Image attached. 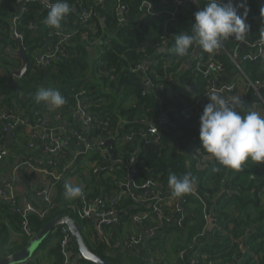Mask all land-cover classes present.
<instances>
[{"label": "trees", "instance_id": "16d2710c", "mask_svg": "<svg viewBox=\"0 0 264 264\" xmlns=\"http://www.w3.org/2000/svg\"><path fill=\"white\" fill-rule=\"evenodd\" d=\"M18 1L0 0V45H14L16 42L12 40L11 32L15 31L21 37L29 67L18 78L3 68L6 73L0 77V99L3 98L10 108L24 103L25 108L42 117L44 111L54 113L66 107L68 124L65 128L71 131L80 128L79 120L72 114L76 96L85 91L88 112L93 118L108 123V126L93 128V151L78 159L76 174L65 175L55 185L51 205L55 209L70 205L71 209L66 212L56 210L46 219L30 215L29 229L38 233L55 217L69 214L80 224L90 249L113 264H182L186 253L188 260H195L197 264H264V176L260 175L264 163L257 165L249 160L240 170L217 165L214 158L200 148V120L185 113L186 107L205 90L202 71L213 60L223 67L226 75L237 80L236 93L232 97L244 99L238 111L242 115L248 111L262 114L264 107L256 108L259 98L250 83L257 85L264 98V86H259L264 83V47L249 46L248 43L253 44L264 37L261 35L264 33V17H261L264 0H247L249 32L242 41L234 38L223 40L226 53L219 49V53L209 54L193 46L184 57H178L172 51L174 36L190 33L194 13L208 2H198V10L186 0L185 6L173 18L174 8L170 0H66L72 10L59 29H52L44 24L47 11L43 10L42 0L27 2L22 11ZM144 2L151 3V11L159 12L160 17L146 14L142 9ZM119 6L125 9L120 11ZM84 9L96 11L88 24L80 20ZM244 11V8L238 9V15L243 16ZM15 15L17 20L14 24ZM59 32L62 34L60 37L57 35ZM59 40L64 41L61 49L66 59L58 60L57 55L48 68H36L34 54L46 46L53 47ZM197 50L198 56H195ZM229 55L237 56L248 80L239 77ZM16 58L22 63L21 58ZM152 58L160 65H153L150 74L162 73L163 61L172 64L169 72L182 67L174 83L165 84L163 90L149 91L142 73H133L134 69ZM198 63L201 70L197 69ZM211 74L215 73L211 71ZM151 78L154 79L153 76ZM40 87L57 89L66 103L60 108H52L36 102L35 92ZM163 114L169 116L168 122L162 121ZM52 116L50 114V121L58 125ZM152 124L160 128L162 138L158 145L144 142L139 135ZM19 130L16 128L11 137L14 145L23 140ZM129 132L136 134V141L124 139ZM106 140H114L113 153L109 147L101 146ZM101 149H108V154L104 156ZM68 153L69 159L75 152ZM21 155L24 156L23 153ZM36 156H28L27 160L35 164ZM110 156L114 161L113 170L110 163L104 162ZM131 158H135L137 171L134 183L138 190L135 194L141 193L139 189L146 181H151V190L165 194L159 204L161 218L153 208H140L129 193L124 192L121 184L126 181L127 169L116 161L128 164ZM55 164L47 163V166L53 168ZM214 166L220 170L214 172ZM97 167L103 170L95 174L93 170ZM186 172H191L196 178L195 190L181 198L173 197L168 186L169 174ZM78 174L82 175L85 188L79 197L69 199L65 196L64 185L69 183V177ZM84 196L92 207L100 204V200H110L115 204L119 222L106 228L108 245L101 238L93 245L90 243L87 232L93 228L94 221L79 212L84 207ZM176 199L181 201L180 204ZM19 205L18 202L17 205L0 203L9 212L8 219L16 224L23 238H27L22 231V218L15 212ZM207 214L215 222L209 238L205 240L209 226ZM134 216H147V219L139 225L134 222ZM168 219L171 222H167ZM132 222L140 226L136 234L130 231ZM150 231H153L151 235L141 239ZM4 233L0 231V236ZM66 236L59 229L51 233L38 251L44 250L46 254L38 255L37 252L35 264H67L62 245ZM4 238L0 245V259L22 249L28 241L27 238L21 243H11L7 232ZM170 241L176 247L174 252L168 245ZM139 242H143V247ZM11 245L14 247L8 249ZM78 264L87 263L81 261Z\"/></svg>", "mask_w": 264, "mask_h": 264}, {"label": "built area", "instance_id": "2783aa9c", "mask_svg": "<svg viewBox=\"0 0 264 264\" xmlns=\"http://www.w3.org/2000/svg\"><path fill=\"white\" fill-rule=\"evenodd\" d=\"M32 0H19L18 3L21 5L22 3H27ZM173 4V12L172 17L175 18L178 11L181 10L185 6L186 0H170ZM189 2H192L199 10L198 2H209V0H188ZM46 2H52V0H42L43 5H46ZM227 2V0H225ZM153 8V5L149 2H144L142 9L145 10L146 14H149L153 17H160L159 12L151 11ZM125 9L124 6H119V10L122 11ZM96 15V11L93 9H84L81 12L80 20L84 24H88L89 20L92 18V16ZM17 20V16H14V24ZM14 35L16 38L21 40V37L14 31ZM57 35L60 37L62 34L61 32L57 33ZM64 41L59 40L58 43L54 44L53 47L46 46L42 50L37 51L34 54V65L36 68H48V65L52 62L54 58L58 55V60L61 58H65V52L61 49V46ZM249 46H258L259 48L264 47V37L261 38L259 41L251 44L248 43ZM199 48V47H197ZM220 50L223 53H226L223 46H221ZM165 49L162 50L164 52ZM103 53V52H102ZM219 53V51H218ZM196 54V53H195ZM264 55V53H263ZM195 56H198L195 55ZM230 59L236 66V70L238 71L239 77L248 80V76L242 71L240 68V63L237 61V56L234 58L230 56ZM247 59V58H243ZM159 66L160 62L157 61L155 58L148 59L142 66H138L136 69L133 70V73L141 72L144 77V82L146 84V87L149 91L153 90H163L165 89V84L170 85L173 84L176 80V76L181 72L182 67H180L176 71L169 72V70L172 67V64L167 61H163L162 63V73L151 72L152 66ZM197 69H200V63L197 64ZM211 71H213L215 74H211ZM203 78L206 84L205 90L199 95L198 97H195V101L191 104H189L186 109L185 113L190 118H197L200 120V116L202 114L204 106L209 102L207 99V96L210 92H218L220 95L225 97L226 99L232 98L233 94L236 93L237 88V80L235 78L226 75L223 71V67L221 65H218L213 60H210V62L206 65V69L202 71ZM237 75V76H238ZM153 76L154 79L151 78ZM248 83H250L248 81ZM252 89L254 90L255 94L259 98V102L256 104V108L264 107V98L262 97L259 88L257 85L251 84ZM86 92L80 91L78 95L75 98V105L73 109L72 117L74 119H78L80 122V128L74 129L71 131H66L62 128H54L49 130L47 133H42L40 136L35 138L37 141L43 140L46 148L45 152L46 154L51 158V163L58 162L61 165V170L54 172L53 169L49 168L47 166V162L44 159L36 158V161L38 165L33 164L32 162L25 161L23 163V166H26L28 168H31L37 173L45 174L50 179L51 182H53L51 186V190L48 191H38L37 196L39 198H44L43 202L45 205L42 207H38L32 204H27L24 207L19 206L15 207V212L22 218L21 227L22 230L26 233V236H29L30 238L33 236L34 232L29 229L28 226V217L30 215H36L40 217L41 219L48 218L49 215H51L52 211L53 214L56 212V210L65 211L70 210L71 206H66L65 208H59L55 209L53 205H51V196L53 194V190L55 188V185L57 182H59L65 175L73 176L76 174L78 164V158L82 156L88 155L90 152L93 151V142L91 141V133L95 126H108V123H104V121H101L98 118H93L91 114L88 112V103L86 102ZM241 100L244 102L243 97H241ZM264 114V110L262 112ZM261 114V115H262ZM263 116V115H262ZM34 118L36 119L37 126L43 127L47 124L45 120H43L42 115L39 113H34ZM62 123L63 128L68 124L67 120H60ZM162 121H169V116L167 114L162 115ZM25 125V122L23 118L18 117L17 110L15 108H10L6 104L2 106L0 109V130L4 134H9L10 131L11 137L16 130V128H19L20 126ZM140 137L144 140L146 143H152V144H160L162 135L160 133V128L156 124H152L146 131L139 132ZM124 139L126 141H136V134L129 132ZM79 146L80 152L76 153L75 155L71 156L68 159V148L74 145ZM31 149L34 148L33 144H30L29 146ZM108 149H101V153L106 156L108 154ZM2 153V150L0 149V155ZM41 159V160H40ZM67 160V161H63ZM105 163H110V167L113 170L112 163L114 162L110 156V158H105ZM135 158H131L129 163H123L121 161H116V164H122L127 169V177L125 183H122L121 186L124 189V192L129 193V197L135 202L140 208H153L155 214L161 218L162 217V211L159 206L161 201L164 200L165 194L158 190L155 192L154 190H151L152 183L151 181H146L143 183L139 189V195L135 194L138 188L136 187L134 183V179L136 176V168L134 166ZM101 170H103L100 167H97L93 170L95 174H98ZM130 183L134 184L135 191H131L129 186ZM149 196H152L153 198H149ZM103 201V200H102ZM100 204H97L95 206H91L90 203L87 202L86 197H83V204L84 207L79 212L81 213V216L90 218L94 221V225L97 222L96 225V231H97V237L102 239L103 243H107L109 240L106 237V228L112 225H117L119 222V215L115 210V204L113 202L107 201L102 202ZM175 200L172 199V202ZM176 201L180 204L181 201L179 199H176ZM17 196L14 192V187L11 184V182L6 183L5 187L0 189V203L3 204H9V205H17ZM92 213L94 214V218H92ZM65 214V213H64ZM206 218L208 219L209 225L211 224L214 226L215 220L211 219L209 214H207ZM147 219V216L143 217H136L134 216L133 220L134 222H137V224L142 225L144 220ZM167 222H171L170 219L167 220ZM61 231L65 233L67 236L65 240L63 241L62 245L65 247L69 243L70 239V233L65 228L62 227ZM153 231L147 232L146 234L151 235ZM69 233V234H68ZM144 237V236H143ZM67 264H70L67 262ZM166 264V263H164ZM182 264H197L195 260H190L188 262H183Z\"/></svg>", "mask_w": 264, "mask_h": 264}, {"label": "clouds", "instance_id": "9594fccd", "mask_svg": "<svg viewBox=\"0 0 264 264\" xmlns=\"http://www.w3.org/2000/svg\"><path fill=\"white\" fill-rule=\"evenodd\" d=\"M246 5L247 0H209L194 13L191 32L174 36L173 53L184 57L196 46L206 53L214 54L221 48L223 40L234 38L242 41L250 27L246 23ZM46 7L44 24L52 29H59L72 10L66 0L46 2ZM240 8L245 10L243 16L238 15ZM261 17H264V8L261 9ZM261 35L264 36V33ZM207 99L209 102L200 116V148L210 154L217 165L229 170H240L249 160L257 165L264 163V116L257 111L242 115L238 111L243 103L240 97L226 99L213 91ZM35 100L52 108H60L66 103L60 91L45 87L36 90ZM212 170L216 172L220 168L214 166ZM195 182L196 178L191 172L182 175L170 173L168 176L171 195L176 198L190 193ZM64 188L65 196L69 199L77 198L82 193L78 184L66 183Z\"/></svg>", "mask_w": 264, "mask_h": 264}, {"label": "crops", "instance_id": "0c3cea01", "mask_svg": "<svg viewBox=\"0 0 264 264\" xmlns=\"http://www.w3.org/2000/svg\"><path fill=\"white\" fill-rule=\"evenodd\" d=\"M11 38L13 41H15L13 36ZM15 46L16 47H10L9 49L11 51L13 49H16V52L13 54L14 60H15L16 64H22L24 67V60H23V58H21L18 55L19 47H18L17 42H16ZM6 48H8V47L6 46ZM16 57L21 58L22 63L20 61H18ZM13 75H14V72H13ZM4 104H6V101L3 98L0 99V109L2 108V106ZM19 106H16L14 108L17 110L18 117H20V118L22 117L24 122H25V125L19 127V129H20L19 131H21V137L23 140L20 141L19 143H15L17 145H14V144H12L13 140H11V137H10V139H8V134H4L0 130V149L2 150L1 155L4 154L5 152H7V153H5V155H2V156L0 155V189L5 187L6 183L11 182L10 180L13 179V182H11V184L14 187V192L17 196L18 203L20 204L19 206L24 207L27 204H32V205H35L38 207H42L44 205V203H43L44 198H39L37 196L36 192H38V190L49 192V190H51V186H52L53 182H51V179L47 175L37 173L34 170H32L31 168L23 166V163L25 161L31 162V161L27 160V158L28 159L30 158L28 156H31V155L32 156L37 155L36 158H41V159L46 160L47 163H51V158L45 152L46 145H45L44 141L43 140L37 141L35 138H37V136L39 137L40 134H42L43 132L47 133L49 130L54 129L56 127L66 130V128L61 127L62 123L60 120L63 119V121H64V120L68 119V117L65 119L66 113L68 112V109L66 107H64L63 109H60L54 113H47L46 111L42 112L43 120H45L47 122V124L43 127H38L36 119L34 118V111H31L30 109L25 108L24 103H22L20 107ZM50 114L54 115V116H52L55 118L54 121L57 124L59 123L58 125H60V126L52 124V122L49 119ZM21 137H20V139H21ZM30 144L34 145L33 149H31L29 147ZM79 148L80 147L75 144L74 146H71L70 148H68L69 149L68 151L75 152L74 153V155H75L76 153L80 152ZM28 152H29V154H28ZM21 153H23L24 156L21 155ZM9 161H11L10 165H9ZM37 161H36L35 165H38ZM55 166L56 167L51 168V169H53L54 172L61 170V165L58 162H56ZM260 175L264 176V170L261 172ZM249 180H250V178H249ZM68 182L71 184H74V185L78 184L81 186L82 189L85 188L81 174H78L77 176H74V177H69ZM52 196L50 198H52ZM0 207H1L0 231L5 232L4 235L0 236V245L2 244L1 242H3L5 240L4 236H5L6 232L8 233V237L11 240V243H14V242L21 243V242H23L24 239H27V238L29 241L33 236L30 238L29 236L25 235V237H27V238H23L24 236L21 234V232L19 231L16 224H14L10 219H8L9 218L8 217L9 212L5 211L4 210L5 208H3L2 206H0ZM52 214H53V211H52L51 215ZM134 224L135 223L130 225L131 226L130 231L132 233L136 234L137 233L136 232L137 227H140V226H135L136 224L135 225ZM62 227H65V226H61L60 229L59 228L58 229L61 230ZM213 227L214 226H212V225L208 226V232H207L206 236L204 237L205 240H207L209 238V234H210L211 230H213ZM65 228L67 229V227H65ZM87 233H88V235H90L89 236L90 237V243L93 245L95 243V241L98 240L95 225L93 226V228H90V230ZM24 234H26V233L24 232ZM34 234H36V233H34ZM141 239H143V236L141 237ZM139 243L141 244V247H143V242L142 243L139 242ZM43 246H42V248H43ZM67 246H68V244L64 247V254L66 257L65 262L71 263V259H73L74 257H76L78 255V251H77L74 244L72 246H69V248ZM12 247H14V245H11L8 249H10ZM39 254L45 255L46 251H44V250L40 251V252H38V255ZM36 258L37 257L34 256L32 261L29 263L35 264ZM183 259H184L183 262L189 261L187 253L184 254Z\"/></svg>", "mask_w": 264, "mask_h": 264}, {"label": "water", "instance_id": "95a60500", "mask_svg": "<svg viewBox=\"0 0 264 264\" xmlns=\"http://www.w3.org/2000/svg\"><path fill=\"white\" fill-rule=\"evenodd\" d=\"M25 3L21 4L20 7V11H22V8L24 6ZM44 11H47V7L46 5L43 8ZM75 10V8H74ZM11 35L13 36L14 40L17 42L18 44V55L23 58L24 60V67L21 73H16L17 75L21 76L22 74H24L28 67H29V60L26 56V52L25 49L22 46V41L18 38L15 37L14 35V31L12 30ZM198 54V50L196 52L195 55ZM259 86H264V83L259 84ZM11 133L12 131L9 132L8 134V139H10L11 137ZM114 144V140H106L105 142L102 143L101 146H106L109 147L111 152L112 151V146ZM7 153V152H5ZM2 154V155H5ZM1 155V156H2ZM131 191H135V187L133 183H130L129 186ZM193 190H195V187L193 185ZM102 200H100L99 203H101ZM92 218H94V214L92 213ZM97 225V222L95 223ZM95 225V228H96ZM61 226H65L67 227L71 238L69 239V244H68V248L69 246H72L73 244L75 245L77 251H78V255L76 257H74L73 259H71V263L70 264H78L81 261H84L87 264H113L105 259H103L102 257H100L99 255L95 254L90 247L88 246V243L86 242L81 228H80V224L78 223V221L76 219H74L71 215L69 214H62L59 215L57 217H55L54 219H52L51 221H49L38 233L34 234L33 237L26 243V245L18 250L17 252L5 256L3 258L0 259V264H27L28 262H31L33 257L35 256V254L42 248V246L44 245L45 240L47 239V237L53 233L56 229L60 228ZM211 226V224H210ZM149 234H144L143 239H145Z\"/></svg>", "mask_w": 264, "mask_h": 264}, {"label": "rangeland", "instance_id": "374dc122", "mask_svg": "<svg viewBox=\"0 0 264 264\" xmlns=\"http://www.w3.org/2000/svg\"><path fill=\"white\" fill-rule=\"evenodd\" d=\"M16 42V41H14ZM16 43L14 45H11L9 46L8 48H6V45L5 44H1L0 45V77L5 74L4 73V67L6 68V70L9 72V73H12L14 72V76H16L17 78L18 77H21L19 75H17L16 73H21L22 72V68H23V65L22 64H16L15 60H14V57H13V54L16 52V49H13L12 51L9 49L10 47H16L15 46ZM135 225V224H134ZM171 248V251L175 250V245H173V242L170 241V243L168 244ZM172 252V253H173Z\"/></svg>", "mask_w": 264, "mask_h": 264}]
</instances>
